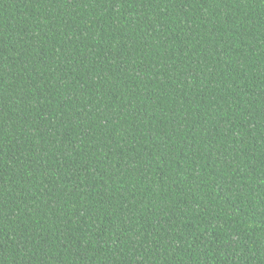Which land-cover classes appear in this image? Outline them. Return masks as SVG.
<instances>
[{"label":"trees","instance_id":"16d2710c","mask_svg":"<svg viewBox=\"0 0 264 264\" xmlns=\"http://www.w3.org/2000/svg\"><path fill=\"white\" fill-rule=\"evenodd\" d=\"M0 264H264V0H0Z\"/></svg>","mask_w":264,"mask_h":264}]
</instances>
